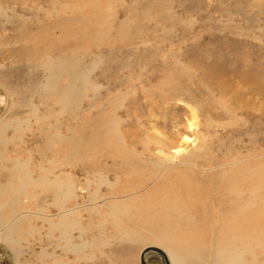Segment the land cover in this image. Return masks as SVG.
<instances>
[{
  "label": "rangeland",
  "instance_id": "374dc122",
  "mask_svg": "<svg viewBox=\"0 0 264 264\" xmlns=\"http://www.w3.org/2000/svg\"><path fill=\"white\" fill-rule=\"evenodd\" d=\"M68 2L0 0V220L28 215L12 233L17 257L0 243V264H140L155 229L114 227L89 207L96 194L104 213L110 197L149 182L147 191L168 185L189 219L182 230L203 237L225 223L230 200L263 207L264 0H73L83 11L61 13ZM72 64L86 85L72 81ZM74 85L84 90L66 109L61 93L72 97ZM165 154L197 167L155 165ZM232 160L242 177L227 167L218 178ZM26 176L34 182L15 193ZM67 176L75 196L63 207H80L83 231L68 239L85 244L77 253L37 215L57 221L54 184L39 181ZM145 262L163 264L155 254Z\"/></svg>",
  "mask_w": 264,
  "mask_h": 264
},
{
  "label": "bare ground",
  "instance_id": "6f19581e",
  "mask_svg": "<svg viewBox=\"0 0 264 264\" xmlns=\"http://www.w3.org/2000/svg\"><path fill=\"white\" fill-rule=\"evenodd\" d=\"M62 1L68 2L69 0H62ZM72 2L71 3L68 2L64 6H60L61 13L64 14L66 13V11L81 13L83 11L84 9L83 5L81 6L80 4L72 3ZM88 5L89 3H87V6ZM52 7L54 8V3ZM41 8L38 9L37 11H41ZM34 12H36V10ZM51 13L52 12L46 10L43 11V15L45 17L46 16L49 17ZM54 26L55 25H52V28ZM51 64H53L51 57L48 56V62L46 63V67L49 68V70L54 67V66L52 67ZM68 73L74 83L78 82L80 84L86 85L87 82L86 71L82 72L80 71L77 65L72 64L68 69ZM51 78L52 76L50 75L49 79ZM77 86L79 85L77 84ZM77 86L74 85L73 87L69 88L72 97L64 93V91L63 93H61L60 100L63 107H65L66 109H69L76 105L78 99H76L74 96L76 95L77 97L80 96L82 94V91L84 90V88L81 87H80L81 90L78 89ZM6 127L7 124L0 123V132L4 131ZM164 158L165 159L158 158L159 160L154 164L160 167L168 168L171 171H174L176 169V166L179 165H187L189 168L197 167L195 164L196 162L194 163L192 161L193 159L178 161L177 159H172L169 154H165ZM257 158L258 157H254L255 160ZM242 166H244L243 163L238 164L236 160H232L228 162L226 166H224L223 164L217 169L219 171L218 173H220L218 178L219 177L222 178L228 174L227 171L225 170V168L227 167L231 168L232 175L234 176V178H236L238 175H239L238 178L242 177L241 175L244 172L243 169H240ZM261 173L262 174L259 173V175L262 178H264V169H262ZM47 177H43L39 181V183L54 184L56 193H58L57 195L58 198L55 200V202L57 206H60V209L58 210L59 211L58 219L56 222H54L52 221L49 215H45L43 212H39L37 213V215H39V217L42 218L43 221H47L51 228L60 231L61 234L60 237L62 240L65 241L64 249L66 250V252L70 251L73 253H77L81 250L82 247L85 246V244L82 246L74 245L70 242L68 238H70L69 233L74 229H78L80 232H83L80 225L75 221V217L77 216V210L80 207L78 206L72 208L63 207V204L66 201L70 200L71 198H74L75 196L71 186L73 184L69 183L70 182L69 176H67L66 179L65 178L63 179L61 177H56L55 180H51V181L48 180ZM32 182L34 181H32L30 177L26 176V180L23 183V185L14 188V192L15 193L22 192L21 188L24 187L25 184L28 183L31 184ZM149 185H151V182H149L147 185H144L140 189L130 188V190H127L124 193L110 197V199H108V210L105 212L103 211L104 213H102L101 210L97 209V207L99 206L98 202L101 201V199L96 198L97 197L96 194L92 195L89 212L97 213L98 215H102L105 218L108 216L111 217L112 220L111 223L114 224V227L121 226V223H123V219H125L126 221L131 220V221L139 222L143 225L146 224L150 228H154L155 232H157L159 236L157 238H154V241L150 242L151 244L149 246H155L162 249L167 257L168 264H264V206L250 207L249 205H246V202L251 203L249 202V199L246 197V195H242V196L240 195L239 198L230 200V205H231L230 210L228 213H225L223 215V218H225L226 220L225 223L224 222L219 223L217 227H215V229H213V231L210 232V234L208 233L206 237L205 236L203 237V234H198L195 232H188V231L186 232L182 230L183 229L182 224L189 223V219L185 217L184 218L181 217V214L183 213V208L180 207L181 205L180 203H178L177 197L173 199L174 196L172 197V195L169 194L170 190L168 191V185L156 184L152 187H149L150 190L147 191L148 190L147 187ZM235 189L238 192L242 190V187L240 190V187H238L237 185ZM132 209H135V213H133V215H131ZM136 213H138V216H136ZM26 214L27 213H25V215L22 216H15L11 221L6 222L4 224H2V220H0V243H5L11 249L12 253L15 254L16 257L17 255L15 249L13 248L14 242L12 241L11 237L13 231H15L16 229V226L20 222L28 218L27 217L28 215ZM143 214H145V217H142ZM135 222L134 224H136ZM8 224H11V227H9ZM123 229L126 231L125 228ZM123 229L122 232L124 233L125 236L130 235L131 238L134 240L146 241V238L141 237L138 234H135L136 232L125 233ZM260 258H262V260H260ZM53 264H59V263L56 262Z\"/></svg>",
  "mask_w": 264,
  "mask_h": 264
},
{
  "label": "water",
  "instance_id": "95a60500",
  "mask_svg": "<svg viewBox=\"0 0 264 264\" xmlns=\"http://www.w3.org/2000/svg\"><path fill=\"white\" fill-rule=\"evenodd\" d=\"M148 254H155L158 257H160L163 264H168V260H167V257L165 255L164 251L158 247H155V246H148V247H145L141 250L140 255H139L140 264H146L145 263V257Z\"/></svg>",
  "mask_w": 264,
  "mask_h": 264
}]
</instances>
